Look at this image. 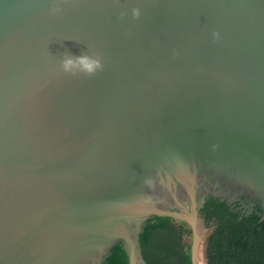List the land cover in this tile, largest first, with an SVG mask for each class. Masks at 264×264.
<instances>
[{
  "label": "water",
  "instance_id": "95a60500",
  "mask_svg": "<svg viewBox=\"0 0 264 264\" xmlns=\"http://www.w3.org/2000/svg\"><path fill=\"white\" fill-rule=\"evenodd\" d=\"M242 196L264 209V0H0V264H147L155 216L198 264L204 201Z\"/></svg>",
  "mask_w": 264,
  "mask_h": 264
},
{
  "label": "trees",
  "instance_id": "16d2710c",
  "mask_svg": "<svg viewBox=\"0 0 264 264\" xmlns=\"http://www.w3.org/2000/svg\"><path fill=\"white\" fill-rule=\"evenodd\" d=\"M206 224L218 227L212 237L201 234L199 257L206 264H264V209L250 210L235 201L228 203L211 197L201 209ZM188 225L174 218L153 217L146 222L141 242L147 264H192L185 236ZM104 264H130L123 242L111 250Z\"/></svg>",
  "mask_w": 264,
  "mask_h": 264
},
{
  "label": "clouds",
  "instance_id": "9594fccd",
  "mask_svg": "<svg viewBox=\"0 0 264 264\" xmlns=\"http://www.w3.org/2000/svg\"><path fill=\"white\" fill-rule=\"evenodd\" d=\"M135 14L138 15V13ZM61 63L63 70L66 73L72 75L83 74L86 76H93L98 71H101L103 69V65L101 63L100 58L99 57L93 58L88 53L74 55L70 51H66L63 54V59ZM187 228L189 229V225ZM190 254H191V247H190Z\"/></svg>",
  "mask_w": 264,
  "mask_h": 264
},
{
  "label": "flooded vegetation",
  "instance_id": "af4514ba",
  "mask_svg": "<svg viewBox=\"0 0 264 264\" xmlns=\"http://www.w3.org/2000/svg\"><path fill=\"white\" fill-rule=\"evenodd\" d=\"M208 196H212V194H208ZM211 197H207V200L208 199H210ZM183 199V201H185V203L189 206V203H188V201L185 199V198H182ZM216 199H219V198H216ZM206 200V201H207ZM206 201H204V203L206 202ZM235 201H238L241 205H242V207L243 208H245V209H247V210H250L251 208H253L254 206H256V205H258V201H256V200H253V199H251V198H248L247 196H242V197H240V198H237ZM235 201H233V202H235ZM232 202V203H233ZM204 203H203V205H204ZM202 209V208H201ZM201 218H202V216H201ZM104 262V261H103Z\"/></svg>",
  "mask_w": 264,
  "mask_h": 264
},
{
  "label": "rangeland",
  "instance_id": "374dc122",
  "mask_svg": "<svg viewBox=\"0 0 264 264\" xmlns=\"http://www.w3.org/2000/svg\"><path fill=\"white\" fill-rule=\"evenodd\" d=\"M204 231V232H203ZM202 231V234L204 235V238L205 237H207V235L210 233V232H207V231H205V230H203ZM185 244L187 245V246H190L191 247V244H192V235L190 234V235H186L185 236Z\"/></svg>",
  "mask_w": 264,
  "mask_h": 264
},
{
  "label": "bare ground",
  "instance_id": "6f19581e",
  "mask_svg": "<svg viewBox=\"0 0 264 264\" xmlns=\"http://www.w3.org/2000/svg\"><path fill=\"white\" fill-rule=\"evenodd\" d=\"M201 242H202V237H201ZM200 247H201V245H200ZM198 264H206V260H205V257L203 254L199 257Z\"/></svg>",
  "mask_w": 264,
  "mask_h": 264
}]
</instances>
